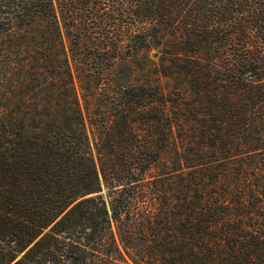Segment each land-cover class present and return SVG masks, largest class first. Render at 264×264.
Returning a JSON list of instances; mask_svg holds the SVG:
<instances>
[{"label": "trees", "instance_id": "16d2710c", "mask_svg": "<svg viewBox=\"0 0 264 264\" xmlns=\"http://www.w3.org/2000/svg\"><path fill=\"white\" fill-rule=\"evenodd\" d=\"M0 264H264V0H0Z\"/></svg>", "mask_w": 264, "mask_h": 264}]
</instances>
